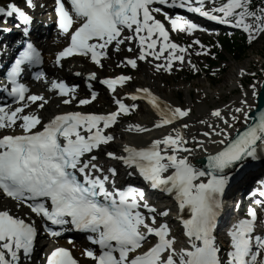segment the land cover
Instances as JSON below:
<instances>
[{
	"label": "snow or ice",
	"instance_id": "1",
	"mask_svg": "<svg viewBox=\"0 0 264 264\" xmlns=\"http://www.w3.org/2000/svg\"><path fill=\"white\" fill-rule=\"evenodd\" d=\"M34 7L33 0H25ZM155 0H56L55 11L62 34L70 37V42L56 53V63L62 58L80 54L101 68L102 58L108 55L110 45L119 51L122 44L132 50L131 41L139 45L138 56L125 58L127 65L137 67V60L155 57L164 63L155 65L157 70L172 71L173 62L185 61L187 47L170 40L165 24L156 19L152 8ZM168 4L169 0H158ZM215 5V0H211ZM177 6L178 0H170ZM179 7L188 8L210 20L224 24L235 23L249 33V40L264 34V6H252V0H225L219 7L205 8V0H179ZM216 13H220L219 15ZM15 15L24 25H29L32 16L16 3L0 6V16ZM164 16L174 30L193 33L201 26L180 15ZM251 18V20H249ZM0 31H11L0 28ZM28 32V27L23 29ZM125 32L130 34L124 35ZM204 51L207 47L199 39L194 41ZM159 45V47H157ZM167 52V55H165ZM42 62L40 51L29 41L7 72V80L12 87L9 95L19 101L36 103L43 109L47 100L43 95L29 94L24 84L17 82L22 65ZM125 61H121L123 64ZM188 63L198 70L195 64ZM241 70V75H243ZM39 73L37 79L44 76ZM81 75V73H76ZM90 80L97 79V73L88 72ZM132 79L128 75L106 77L102 84L115 93L117 86H123ZM51 89L58 90L63 103L70 104L75 97L77 85H69L64 80L50 81ZM93 86L88 84V88ZM252 95H258L256 85H251ZM98 93L92 91L90 98L78 99L79 105L90 104ZM133 101L146 100L158 115L154 128L173 125L189 115L191 109L172 105L144 87L130 94ZM244 97H247L245 92ZM14 99V103H15ZM17 107L0 105V129L13 131L0 135V193L17 201V207L27 206L30 213L52 225H44L51 236H60L74 229L91 233L87 237L99 246V254L86 248L83 255L94 264H264L259 259L264 253V219L255 207H249L245 217L237 219L229 228V247L221 258V248L217 243L215 230L223 209V195L234 173L243 171L264 152V109L249 117L252 105L247 99L234 109L245 118V127L233 135L232 127H212L204 135L218 136L212 143L220 145L215 152H208L203 143L196 147L207 153L205 164L194 159L193 150L187 147L182 124L161 139H154L148 146L125 145L124 155L105 151V155L121 162L129 176L139 175L153 190L170 194L178 204L180 215L177 219L183 225L188 238L187 246L177 248L176 237L171 234L167 219L158 222V216L166 218L170 209L158 210L146 199L145 190L132 184L117 187L118 170L115 166L105 167L97 162L93 154L115 140L107 129L117 124L123 115L130 114L138 105L125 103L116 97V109L107 113L70 111L54 115L42 123L36 111H25L29 103ZM212 116L221 118V109L216 108ZM240 116L232 115L233 123ZM19 121V123H17ZM201 123H206L201 121ZM39 126V127H38ZM19 128L20 132L14 129ZM218 129V130H217ZM128 130L147 132L148 128L139 123L130 124ZM195 141L196 137H192ZM264 185V181L261 182ZM264 195V189H259ZM264 206V200L257 201ZM146 210V211H144ZM187 210V217L184 212ZM38 228L35 220L13 215L7 209L0 210V264H22L30 260L35 249ZM153 243L141 251L151 237ZM71 242V241H70ZM46 264H79L72 252L65 247H56L46 256Z\"/></svg>",
	"mask_w": 264,
	"mask_h": 264
},
{
	"label": "bare ground",
	"instance_id": "2",
	"mask_svg": "<svg viewBox=\"0 0 264 264\" xmlns=\"http://www.w3.org/2000/svg\"><path fill=\"white\" fill-rule=\"evenodd\" d=\"M35 1V0H34ZM10 1L7 2L9 4ZM52 8H53V0H36V10L35 13H41L43 16H40L44 21L47 20V17L51 16L52 14ZM47 31H49L48 36L45 40L41 41L40 48L44 51V54L46 56V66L43 69L44 76L40 77L38 81L29 83L30 92L36 93L38 95H43L45 99L48 101V103L45 104L43 109H39L37 107L36 103H29V108L25 109V111H36L39 113V115L42 117V122L45 119H50L54 114L58 112H64L68 110H76L75 104L78 102V99L81 98V95L83 92H89L91 89H97L98 80L100 78L105 77L106 74L109 73L107 69H104L103 67L96 71L93 69V66L96 64L87 63L86 65H76V68L67 70L66 68H63L61 70H58L52 62V59L54 57V53L57 49H59L64 43L67 42V37L65 35L61 34L60 32L56 31L54 29V26L48 25L46 28ZM38 34V32L36 33ZM262 35V34H261ZM132 46V50L128 53L127 51L124 52L123 47L120 46L119 51L116 50L114 45H110L108 49V57L105 60H102L106 63L104 64L105 67L114 68V64L110 61H107L111 55H115L119 52H122L123 57H131L135 58L138 56V49L139 45L133 46V41L130 42ZM125 46H128L125 44ZM167 55V54H166ZM188 58H191L192 60H196L198 63V67L202 68V64L199 61V57L197 54H193L192 51H189V54H185V61L183 64L188 63ZM80 59V58H77ZM253 57H250L246 59L245 61L241 63H230L231 69L226 73V76L223 78L222 82H220L219 86L216 89H210L205 86L201 87L200 91L196 93V99H193L191 90L189 87L180 84L175 85L172 82H175V78L171 79V84H169V80H161V79H167L169 77L165 76V74H172V71L177 67L178 62H173V69L172 71H166V70H157L155 65L157 63L163 64L164 60L160 59L158 61L150 60L149 58L147 60H137V64L139 65V69L137 70V75L134 76L130 81H128L125 85L120 86L118 91L115 93V97L123 98L124 101L132 102L131 95L136 92L137 89L143 88V87H149L153 89L154 91L158 92L161 96V98L175 106H181L185 108H190L191 111L189 115L185 118H182L181 120L175 122L173 125H167L162 126L160 128H154L153 124L158 119V115L153 112V110L150 108L148 104H146L143 100H137L135 103L138 105V110L141 112L140 117L135 118L133 121V124L139 123L142 126L149 129L147 132H134L128 130L127 127H123L118 130H113L114 137L117 139V141L109 142L106 146H101V149L95 151L93 154H95L98 157L97 162L100 164H103L105 167L109 166H115L119 172H121L123 169V164L117 160L110 159L105 155V151H112L117 153L118 155H124L123 147L125 145H132V146H146L151 143L154 139H161L164 135H167L172 131L173 127L179 128L182 124H188L189 127L186 129H183L184 135L186 139L188 140L187 147L193 150L194 153V159L203 157L207 155L203 151V149L196 147V144L198 142L203 143V148L207 149L208 152H215L219 149L220 145L212 143L213 140H218V136H211L207 137L204 135L205 132L211 131L209 128V125L212 127L219 126L220 128L227 127V125L224 124V120L228 121V124H231L232 127H230L228 130L234 134L237 130L243 127L242 124H239V120L235 123L232 122L231 116L237 115V116H243L239 113H235L234 109L236 107L241 106V101L243 99H247L248 104L252 101L253 95L252 91L249 89H244L242 93L234 95L231 99L228 101L225 100L221 102L220 104H216L217 100H215L220 94H230L233 93L234 90L238 88V84L241 81V79L245 76V74L249 71V67L251 65V61L253 60ZM72 62V60L70 61ZM241 70H243V75H241ZM94 71L97 73V79L90 80L88 78V72ZM112 71V70H111ZM81 73V75H76V73ZM163 75V76H161ZM161 76V77H160ZM53 78H60V79H66L67 81H70L72 84L79 83V87L77 88L75 92V97L73 98V102L70 105H64V103L61 101L62 99L56 95L55 92H50V81ZM87 80L90 81L92 84V88L89 89L87 85ZM205 82L212 81L211 77L207 76V79L204 80ZM168 83V84H167ZM192 87V85L190 86ZM228 88L227 92H224V89ZM185 90L186 96L184 97V101H179L177 97L175 96L179 90ZM126 92V93H125ZM247 92V97H244V93ZM90 97V94L87 98ZM207 98H211L212 100L209 101ZM98 99V98H97ZM91 105L86 106H78V109H86L89 108ZM216 108L221 109L222 117L217 118L211 115L212 111ZM201 121H205L206 123H201ZM245 121V118H244ZM245 124V123H244ZM218 130V129H217ZM5 131V130H2ZM1 129H0V135H1ZM192 137H196V140L193 141ZM234 190V189H232ZM157 191V190H156ZM1 200V197H0ZM16 201L5 199L4 202H0L1 209H7L9 211H15L16 215H23L24 212H28L26 208H23L22 210H16L14 208V204ZM155 204V203H152ZM179 208V207H178ZM163 210V209H162ZM179 214L180 210H179ZM174 214H170L169 216H174ZM185 215V214H184ZM173 221V220H171ZM173 236L176 237V235L173 233ZM180 241L176 237V247H184V241L181 237ZM63 241L58 240H52L53 246L56 245H68L64 244ZM84 245V246H83ZM45 245H42V247ZM52 246V247H53ZM41 247V248H42ZM69 247V246H67ZM71 248L75 249L76 255H78L79 259L83 264H87L89 261H91V258L87 257L86 255H83V247H86L85 243L83 244L82 241L76 242L75 244H72L70 246ZM35 258L32 259L31 262L27 264H44L42 259L38 261H34Z\"/></svg>",
	"mask_w": 264,
	"mask_h": 264
},
{
	"label": "rangeland",
	"instance_id": "3",
	"mask_svg": "<svg viewBox=\"0 0 264 264\" xmlns=\"http://www.w3.org/2000/svg\"><path fill=\"white\" fill-rule=\"evenodd\" d=\"M0 1H3V3H6L8 0H0ZM225 34L226 33H222L219 36H205V37H202V39L204 41H207L208 43H210L212 46H215V48H216L217 44L219 42H222L223 36ZM259 36H262V37H260V38L257 37V40L255 42L254 41L253 42H250L249 41L250 49L248 50V52L246 53L245 56H242V58L240 59V60H242L244 58L242 61H240V60H234V57L231 54L227 53L225 51V49H224L223 46H220L218 49H215L214 52L208 54V56H209V59L208 60L203 59V58H206L207 57L206 55L203 58H201L200 56H198L200 63H202V67H203V65L206 66V65H208L210 63H215L214 64L215 65L214 69H218L219 67H222L223 68V70H222L221 73L212 72L211 73V76L212 77L210 75H208V77H211V79H212V81H210L211 84H209V82H207V81L206 82L204 81L205 79H207V77L205 78V75H206L205 73H202V75L197 76V78L196 79H193L192 81H190V83H189V81H185V79L188 76V73L187 72H188V70L191 69L190 65H187L188 63L187 64H183V65H187V66H181L180 72L175 71V74H174L175 76L173 75V72H174V70H173L172 71V74H167V73L165 74V76H167L169 78H167V79H161V80H163V81L164 80L171 81V79H173V78L176 77L175 79H173V80H175V82H172V83H174L177 86L180 85V84H183V85H185L187 87H190V85H193V87H190V89L193 92V97L196 98L195 94L198 92V90L201 89V87L205 86L207 88L216 89L219 86L218 84H220V82H222L223 78L226 76V73L231 69V66L229 65L230 63H232V62L235 63V64L236 63H241V62L245 61L246 59H248L250 57L258 58L260 55H264V34L259 35ZM183 38H185V40L189 39L187 37H183ZM217 40H219V42H216ZM248 40H249V38H248ZM200 51L201 50H196V53L198 54ZM193 54H195V53H193ZM111 56H113V55H111ZM219 56H223L224 59L223 60H219ZM119 59H121L120 56H119ZM107 61H110L113 64H115V68H112V67L110 68V66H109L110 71L111 70L112 71L109 74H106V75H114V74H117V72L120 71V72L129 74L131 77H134L135 76V72L133 70L128 69V68L122 66L118 61L113 60L112 57H111V59L108 58ZM193 61L195 62V64L198 67L197 61L196 60H193ZM252 61H251V63H252ZM100 68H101L100 66H95V65L93 66V69H95L96 71H99ZM103 68L108 70V67L103 66ZM199 68H197L198 70H195V71L193 70V74H196L199 71ZM161 76H163V75H161ZM214 78L217 79L218 81L216 83L212 84V82H215L216 81ZM242 83L244 84V86L246 88H249V90L252 89L250 87L251 85H255V83L253 81H250L249 78L248 79L247 78H244L242 80ZM238 86H239V84H238ZM227 91H228V88L224 89V92H227ZM242 91L243 90L239 91V89H238L236 91L234 90L233 91V94H229V93L226 94V95L225 94H220L215 99V100H217V103L216 104H220L221 102H223V100L224 101L225 100L228 101L235 94H238V93H240ZM250 91H252V90H250ZM83 93H85V92H83ZM179 93H183L185 95V90L184 89L183 90H179ZM178 94L175 95V96L177 97ZM87 96H88V94H85L84 95V97H87ZM102 96H105L107 98V101L108 102H106V106L105 107H102V105H100L99 108H96L98 106V102H101L102 101L101 99L105 100V97H102ZM97 98L98 99H96V100H98V102H94V104H93V106H95L94 107V110L109 111L112 107H114L112 97H109L106 94H103V95H100V99H99V97H97ZM207 100L211 101L212 99L211 98H207ZM140 113H141L140 111H136L135 113H133V116L131 118H129V119L124 118L123 121L121 122V125H119L120 128L122 126H127V128H128V126L133 123V121L135 120V118L140 117V115H141ZM239 122L241 124L243 123V117L240 116ZM25 214L23 216H25ZM43 256H44V251L41 250V251H39V254L38 253L36 254V256H35V259L36 260L34 259V261L40 260L41 258H43Z\"/></svg>",
	"mask_w": 264,
	"mask_h": 264
},
{
	"label": "water",
	"instance_id": "4",
	"mask_svg": "<svg viewBox=\"0 0 264 264\" xmlns=\"http://www.w3.org/2000/svg\"><path fill=\"white\" fill-rule=\"evenodd\" d=\"M258 107L250 113V117L257 114L258 110L260 109H264V82L262 84V90L259 93V98H258ZM200 164H205L206 163V159H202L198 161Z\"/></svg>",
	"mask_w": 264,
	"mask_h": 264
},
{
	"label": "trees",
	"instance_id": "5",
	"mask_svg": "<svg viewBox=\"0 0 264 264\" xmlns=\"http://www.w3.org/2000/svg\"><path fill=\"white\" fill-rule=\"evenodd\" d=\"M226 44L228 45L227 46V49L231 52V53H233V54H235V52H239L240 54H243V53H245L246 52V49H247V47L245 46V44H243V45H239V44H235V42L233 41H229V40H227L226 41Z\"/></svg>",
	"mask_w": 264,
	"mask_h": 264
}]
</instances>
